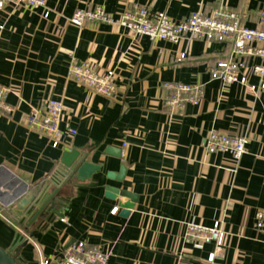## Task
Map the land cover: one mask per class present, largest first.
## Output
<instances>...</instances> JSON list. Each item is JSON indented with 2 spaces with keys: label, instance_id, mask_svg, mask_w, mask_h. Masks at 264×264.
<instances>
[{
  "label": "crops",
  "instance_id": "obj_1",
  "mask_svg": "<svg viewBox=\"0 0 264 264\" xmlns=\"http://www.w3.org/2000/svg\"><path fill=\"white\" fill-rule=\"evenodd\" d=\"M133 3L174 21L225 7L244 26L264 29V0H46L47 17L41 8L24 6L1 12L0 84L12 90L6 98L12 110L0 115V246L11 250L18 235L27 239L36 231L16 254L19 264L56 260L78 241L107 252L106 264H264V232L254 228L255 211L264 209V90L210 78V68L229 57V43L151 42L118 25L78 27L68 20L76 9L97 6L118 17ZM71 57L113 71V97L67 78ZM244 60L248 67L262 62ZM248 67L249 84L257 85ZM167 81L201 84L199 104L166 106ZM48 98L63 104L55 148L24 125L30 109L43 110ZM213 129L248 139L240 160L205 151ZM65 153L100 170L64 181L60 215L21 230L4 212L22 218V201L58 175ZM106 186L136 195L126 217L119 207L126 199L107 198ZM215 221L225 233L221 249L185 237L187 223L211 227Z\"/></svg>",
  "mask_w": 264,
  "mask_h": 264
},
{
  "label": "built area",
  "instance_id": "obj_2",
  "mask_svg": "<svg viewBox=\"0 0 264 264\" xmlns=\"http://www.w3.org/2000/svg\"><path fill=\"white\" fill-rule=\"evenodd\" d=\"M19 6L41 8L43 17L49 14L46 0H0V13L6 9L11 13ZM68 20L78 27L89 23L118 25L125 29L127 35L144 36L151 42L177 43L188 38L229 43V57L217 61L210 68V78L224 84L238 83L253 92L264 90V29L244 26L238 13L231 9L220 7L209 14L195 11L181 21H174L164 11L153 12L146 5L133 3L118 17H113L97 6L76 9ZM260 22L264 23V11L260 12ZM3 27L1 22L0 31ZM180 57L183 58L184 54ZM245 57H258L262 62L248 67ZM246 67L251 75L259 78L257 85L249 84L248 76L244 73ZM66 76L106 98H112L115 93L113 71H99L89 63L79 62L74 57L70 58ZM162 87L167 91L165 105L170 108H182L185 104L197 105L203 95V86L199 83L167 81ZM11 92L9 87L0 84V115H7L12 110L11 105L6 102ZM62 111L63 104L60 100L48 98L44 102L43 110L30 109L24 125L28 130L45 136L55 148L59 144V121ZM247 144L248 139L245 136L213 129L205 137L204 149L208 154L227 153L233 160L238 161L247 152ZM117 211L118 207L115 206L110 212L115 214ZM254 228L264 232V209L255 211ZM185 237L196 246L212 243L215 249L219 250L223 247L225 233L219 221H215L211 227L189 222L186 224ZM214 255H210V261ZM108 257L109 254L98 247L78 241L66 245L58 259L45 258L39 264H106Z\"/></svg>",
  "mask_w": 264,
  "mask_h": 264
},
{
  "label": "water",
  "instance_id": "obj_3",
  "mask_svg": "<svg viewBox=\"0 0 264 264\" xmlns=\"http://www.w3.org/2000/svg\"><path fill=\"white\" fill-rule=\"evenodd\" d=\"M77 153H65L59 162L58 175L52 180H47L37 191L35 195H32L28 201L23 200L22 203H27L23 208V217L15 219L13 216L4 212V215L17 225L21 230L30 227L37 220H46L50 216L60 215L59 210L63 203L61 186L67 179H71L73 176H77L78 180L89 179L94 173L98 172L99 166L91 164L86 161L77 160ZM125 172V168L120 169V174L116 177L119 181L122 180ZM23 188L24 185H23ZM105 195L111 200L117 199V197L125 198L124 203H120L121 216L126 217L129 214V210L133 207L137 197L126 190L113 188L106 186ZM15 199L16 196H13ZM13 201V200H12ZM11 200H6L3 205L6 206ZM25 218V219H24ZM36 231H32L28 234V238L17 236L16 241L12 245L11 250L4 249L0 246V264H19L16 258V254L19 249L24 247L29 238L34 236Z\"/></svg>",
  "mask_w": 264,
  "mask_h": 264
}]
</instances>
